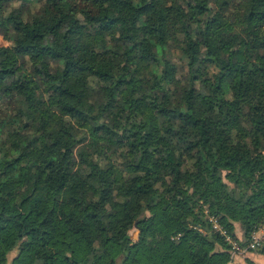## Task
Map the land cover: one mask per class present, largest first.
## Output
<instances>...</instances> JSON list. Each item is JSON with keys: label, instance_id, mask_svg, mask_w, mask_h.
I'll use <instances>...</instances> for the list:
<instances>
[{"label": "trees", "instance_id": "trees-1", "mask_svg": "<svg viewBox=\"0 0 264 264\" xmlns=\"http://www.w3.org/2000/svg\"><path fill=\"white\" fill-rule=\"evenodd\" d=\"M91 1L0 0V264L227 263L210 216L264 224V0Z\"/></svg>", "mask_w": 264, "mask_h": 264}, {"label": "built area", "instance_id": "built-area-1", "mask_svg": "<svg viewBox=\"0 0 264 264\" xmlns=\"http://www.w3.org/2000/svg\"><path fill=\"white\" fill-rule=\"evenodd\" d=\"M209 219L211 223L213 224L214 229L220 231L223 235H225L227 240L232 244L233 251L231 253L229 261L225 264H235V259H237L240 256L245 255L250 250L259 248L262 244V240L259 236H257V232L259 230L264 231V224L254 233L253 238L247 244H239L238 242L232 240V237L220 225L216 217L210 216Z\"/></svg>", "mask_w": 264, "mask_h": 264}, {"label": "rangeland", "instance_id": "rangeland-1", "mask_svg": "<svg viewBox=\"0 0 264 264\" xmlns=\"http://www.w3.org/2000/svg\"><path fill=\"white\" fill-rule=\"evenodd\" d=\"M76 5L78 6V10L81 12V15L83 17H89L93 14H96L98 10L94 7L93 3L91 0H75ZM16 8V10H26L29 11L32 9V4L29 2H25V0H18V2L13 6ZM11 7V8H13ZM0 43L2 44H10V36L5 35V34H0ZM71 159L69 157H66L62 159V163L69 162ZM133 238H137L138 236V230L134 229L131 231ZM233 241L238 242L239 244H242V240H237L232 237ZM238 259V258H237Z\"/></svg>", "mask_w": 264, "mask_h": 264}, {"label": "crops", "instance_id": "crops-1", "mask_svg": "<svg viewBox=\"0 0 264 264\" xmlns=\"http://www.w3.org/2000/svg\"><path fill=\"white\" fill-rule=\"evenodd\" d=\"M236 234L241 240L243 232L241 225L239 224H237ZM257 236H259L262 240L261 246L256 250H250L245 255L238 257V259H235V263L239 260L245 261L246 259H248L251 261V264H264V231L259 230L257 232Z\"/></svg>", "mask_w": 264, "mask_h": 264}]
</instances>
